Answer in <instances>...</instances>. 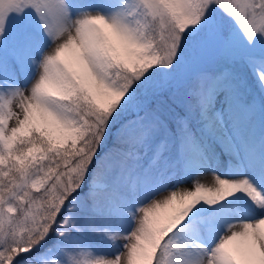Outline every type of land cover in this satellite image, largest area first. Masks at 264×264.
<instances>
[{
    "label": "snow or ice",
    "instance_id": "snow-or-ice-1",
    "mask_svg": "<svg viewBox=\"0 0 264 264\" xmlns=\"http://www.w3.org/2000/svg\"><path fill=\"white\" fill-rule=\"evenodd\" d=\"M0 264H264V0H0Z\"/></svg>",
    "mask_w": 264,
    "mask_h": 264
}]
</instances>
